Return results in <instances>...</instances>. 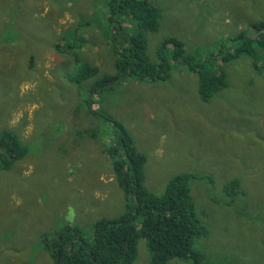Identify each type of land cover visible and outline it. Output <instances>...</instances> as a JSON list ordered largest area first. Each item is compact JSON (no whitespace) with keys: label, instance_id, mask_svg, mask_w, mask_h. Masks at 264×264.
Listing matches in <instances>:
<instances>
[{"label":"rangeland","instance_id":"1","mask_svg":"<svg viewBox=\"0 0 264 264\" xmlns=\"http://www.w3.org/2000/svg\"><path fill=\"white\" fill-rule=\"evenodd\" d=\"M114 1L0 0V133L12 129L29 147L24 160L0 169V264H52L43 234L72 226L90 237L98 220L125 210L105 152L118 137L88 113L93 81L79 87L67 77L81 63L100 76L115 74ZM148 1L160 11L159 31L147 34L150 59L157 62L158 46L173 35L212 77L225 70L228 86L203 100L199 75L172 60L170 80L129 79L92 108L131 133L146 155L152 192L163 194L176 175L194 176L192 198L209 232L194 240V249L208 262L264 264V49L257 68L246 55L221 60L240 46L231 37L251 35L252 24L264 20V0ZM170 13L177 23L169 28ZM133 31L130 22L119 43ZM167 55L172 59L171 49ZM233 179L240 190L230 196L225 186ZM134 264H153L145 239Z\"/></svg>","mask_w":264,"mask_h":264},{"label":"trees","instance_id":"2","mask_svg":"<svg viewBox=\"0 0 264 264\" xmlns=\"http://www.w3.org/2000/svg\"><path fill=\"white\" fill-rule=\"evenodd\" d=\"M114 2L117 6L112 5L110 21L119 24L113 37V50L118 56L115 74L100 76L97 67L81 63L75 73L67 77L79 87L89 80L93 81L87 99L88 113L94 118H102L103 123L111 124L115 137H118L117 143L108 148L106 146L105 152L113 164L116 181L123 190L125 210L114 218L98 220L90 237L83 229L72 226L55 234H43V249L51 257L52 264H134L139 242L145 239L152 252L153 264H169L173 259L189 260L188 264H212L194 249V240L209 234L197 215L192 198L190 181L194 176L187 173L176 175L167 183L163 194L152 192L146 185V155L139 150L131 133L120 121L92 107L129 79L153 83L170 80L172 60H181L184 66L199 75V95L203 100L208 99L209 91L217 92L228 86L225 70L212 77L205 64L186 55L184 42L176 37L163 40L156 50L157 62H153L147 54V34L159 31L160 11L148 0ZM117 16L126 19H116ZM130 22L135 31L124 36L120 44ZM252 28L251 35L240 33L231 37V41L239 42L240 46L222 55L223 63L246 55L252 58L255 68L259 66L256 56L258 49H264V20L253 24ZM168 49L172 50V59L167 55ZM262 65L264 67V62ZM85 131L94 138L99 136L96 129ZM28 153L29 147L18 133L12 129H4L0 133V169H12ZM240 184L239 179L228 182L225 186L227 195L238 194ZM137 221H140L139 224Z\"/></svg>","mask_w":264,"mask_h":264},{"label":"crops","instance_id":"3","mask_svg":"<svg viewBox=\"0 0 264 264\" xmlns=\"http://www.w3.org/2000/svg\"><path fill=\"white\" fill-rule=\"evenodd\" d=\"M168 4L167 3H162V8H167V9H169V7L167 6ZM226 13H229L227 10H226ZM167 23H168V25H169V28L171 27V26H173V25H175L176 23H177V18L176 17H174L171 13L170 14H168L167 15ZM253 24H255V23H253ZM252 24V25H253ZM252 27V26H251ZM251 34H252V32H251ZM167 37H174L173 35H168ZM227 37H229V34L227 35ZM166 38V37H165ZM115 92V91H114ZM95 119V118H94Z\"/></svg>","mask_w":264,"mask_h":264}]
</instances>
